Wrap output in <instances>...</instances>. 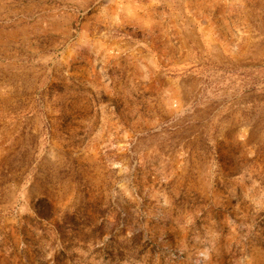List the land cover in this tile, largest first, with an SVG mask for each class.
I'll return each instance as SVG.
<instances>
[{
	"label": "rangeland",
	"instance_id": "1",
	"mask_svg": "<svg viewBox=\"0 0 264 264\" xmlns=\"http://www.w3.org/2000/svg\"><path fill=\"white\" fill-rule=\"evenodd\" d=\"M0 264H264V0H0Z\"/></svg>",
	"mask_w": 264,
	"mask_h": 264
}]
</instances>
